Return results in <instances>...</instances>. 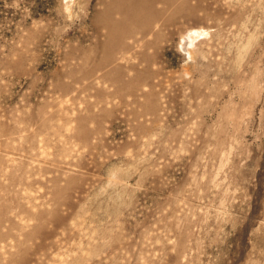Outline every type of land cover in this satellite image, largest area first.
Returning <instances> with one entry per match:
<instances>
[{"label": "rangeland", "instance_id": "1", "mask_svg": "<svg viewBox=\"0 0 264 264\" xmlns=\"http://www.w3.org/2000/svg\"><path fill=\"white\" fill-rule=\"evenodd\" d=\"M0 264H264V0H0Z\"/></svg>", "mask_w": 264, "mask_h": 264}, {"label": "bare ground", "instance_id": "2", "mask_svg": "<svg viewBox=\"0 0 264 264\" xmlns=\"http://www.w3.org/2000/svg\"><path fill=\"white\" fill-rule=\"evenodd\" d=\"M185 40H187V42L186 43H188V39L187 38H185ZM185 45V44H184Z\"/></svg>", "mask_w": 264, "mask_h": 264}]
</instances>
